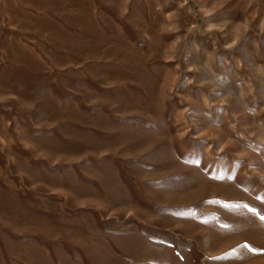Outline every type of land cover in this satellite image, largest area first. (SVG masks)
<instances>
[{"label": "rangeland", "instance_id": "obj_1", "mask_svg": "<svg viewBox=\"0 0 264 264\" xmlns=\"http://www.w3.org/2000/svg\"><path fill=\"white\" fill-rule=\"evenodd\" d=\"M264 0H0V264H264Z\"/></svg>", "mask_w": 264, "mask_h": 264}, {"label": "snow or ice", "instance_id": "obj_2", "mask_svg": "<svg viewBox=\"0 0 264 264\" xmlns=\"http://www.w3.org/2000/svg\"><path fill=\"white\" fill-rule=\"evenodd\" d=\"M261 219H264V216H262Z\"/></svg>", "mask_w": 264, "mask_h": 264}]
</instances>
